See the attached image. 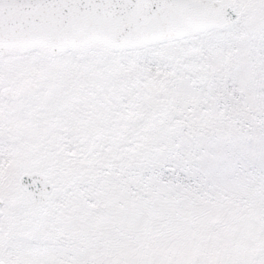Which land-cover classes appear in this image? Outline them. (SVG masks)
Instances as JSON below:
<instances>
[{"label":"snow or ice","instance_id":"1","mask_svg":"<svg viewBox=\"0 0 264 264\" xmlns=\"http://www.w3.org/2000/svg\"><path fill=\"white\" fill-rule=\"evenodd\" d=\"M0 264H264V0H0Z\"/></svg>","mask_w":264,"mask_h":264}]
</instances>
